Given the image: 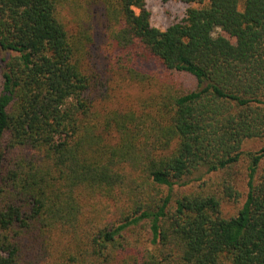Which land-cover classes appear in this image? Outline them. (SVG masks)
Wrapping results in <instances>:
<instances>
[{"label":"trees","instance_id":"obj_1","mask_svg":"<svg viewBox=\"0 0 264 264\" xmlns=\"http://www.w3.org/2000/svg\"><path fill=\"white\" fill-rule=\"evenodd\" d=\"M180 1L0 0V264H264V0Z\"/></svg>","mask_w":264,"mask_h":264},{"label":"rangeland","instance_id":"obj_2","mask_svg":"<svg viewBox=\"0 0 264 264\" xmlns=\"http://www.w3.org/2000/svg\"><path fill=\"white\" fill-rule=\"evenodd\" d=\"M151 13V23L154 27L165 30L171 24L184 17L187 5L180 0H144ZM252 143H248L250 146Z\"/></svg>","mask_w":264,"mask_h":264}]
</instances>
